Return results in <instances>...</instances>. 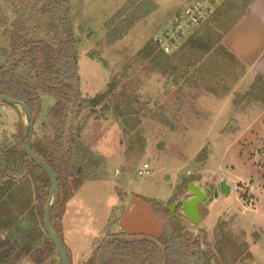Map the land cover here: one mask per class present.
<instances>
[{
    "label": "rangeland",
    "instance_id": "obj_1",
    "mask_svg": "<svg viewBox=\"0 0 264 264\" xmlns=\"http://www.w3.org/2000/svg\"><path fill=\"white\" fill-rule=\"evenodd\" d=\"M185 1L154 0L157 9L113 42L108 24L128 0H72L83 95L104 90L108 94L118 77L108 101L114 106L117 97L121 102L126 93L123 97L132 105L124 120L113 113L91 116L83 131V141L107 161L99 176L86 181L65 204L62 235L73 264L87 261L109 233L159 238L164 223L140 196L168 206L174 197L181 201L190 195L185 180L191 177L200 186L213 185L216 190L201 204L198 222L186 219L184 224L177 208L172 214L176 227H186L198 238L203 255L217 231L222 232L218 228H223L250 244L254 258L240 264H264V104L243 99L256 81V73L240 80L239 69L244 67L230 60L227 65L217 63L226 57L218 41L235 21L237 10L232 17L211 18L193 32L215 47L198 65L208 71L205 80L187 76L192 67L184 71L179 66L173 75L153 71L149 60L137 55ZM1 4L7 21L0 27L1 46L9 47L15 21L31 30L40 27L36 31L40 36L48 32L61 35L56 21L41 11L39 3L21 9L12 0H1ZM4 61L0 57V65ZM215 73L216 81L212 79ZM43 97L45 118L55 101ZM0 110L6 117L0 127L1 139L16 132L20 115L15 107L1 102ZM18 110L27 125L25 113ZM89 113L85 110L82 116ZM122 120L128 135H124ZM145 163L150 174L143 172ZM221 180L227 181L228 191L219 188Z\"/></svg>",
    "mask_w": 264,
    "mask_h": 264
},
{
    "label": "trees",
    "instance_id": "obj_2",
    "mask_svg": "<svg viewBox=\"0 0 264 264\" xmlns=\"http://www.w3.org/2000/svg\"><path fill=\"white\" fill-rule=\"evenodd\" d=\"M12 1L18 9L39 3L41 11L53 18L61 31V35L55 32L50 36L48 32L40 36L36 33L40 27L31 30L21 22L12 23L9 47L0 45V57L5 59L0 65V94L24 101L33 112L32 149L55 172L59 181V194L51 217L63 241L61 224L65 204L86 181L99 176L107 161L82 139L90 117H107L113 113L124 120L132 105L125 101L127 97L123 96L128 94L123 92L121 102L117 97L114 106L109 103V93L116 87L118 77L111 82L108 94L83 95L78 40L71 18L72 0ZM224 1L208 20L222 15L232 17L231 14L237 10L235 23L248 12L254 0H226V5ZM156 9L154 0H128L108 24L111 41L122 38ZM6 23L0 0V27ZM33 32L35 34L31 35ZM153 39L148 40L137 55L149 60L151 70H159L163 74L173 75L179 66L189 71L214 48L213 43L192 33L179 50L168 54L159 49L155 37ZM219 48L224 49L223 46ZM224 53L234 58L229 50L225 49ZM44 95L53 97L55 101L45 118L42 114ZM243 99L264 104L263 77L257 76ZM123 102L126 103L124 107ZM1 103L15 107L20 117L16 132L10 137L5 134L0 139V264H64L45 227L51 179L24 148L27 125L22 112L17 106ZM85 110L90 113L83 117ZM134 113L137 114L131 112L130 115ZM123 120L124 135H128L127 123ZM5 123L6 117L0 110V127ZM193 180L195 177L185 180L187 190ZM140 198L154 208L164 223L163 233L157 238L161 245L151 240H125L123 237L128 235L124 233H109L95 246L92 256L78 264H240L254 258L250 244L238 240L223 228H218L222 232L219 234L217 231L203 255L198 238H194L186 227H176L172 213L163 203L145 196ZM175 201L176 197L169 204ZM185 220L181 221L185 224ZM63 243L69 254L67 245ZM206 256L215 258L216 262Z\"/></svg>",
    "mask_w": 264,
    "mask_h": 264
},
{
    "label": "crops",
    "instance_id": "obj_3",
    "mask_svg": "<svg viewBox=\"0 0 264 264\" xmlns=\"http://www.w3.org/2000/svg\"><path fill=\"white\" fill-rule=\"evenodd\" d=\"M220 46L224 47V49H222L223 52H225V49L229 50L234 55V58L226 56L225 59L218 60V65H227V60H230L235 62L238 66L244 67L242 70L239 69L238 78L240 80H245L247 75L253 72L256 73L257 76L259 75L264 78V0H254L248 12L243 14L235 23L227 28L226 32L218 41V47ZM214 49L215 47L213 50ZM206 58L207 55L195 67H192L193 70L191 69L192 71L186 75L191 76L194 74V77H196V79L198 78L199 81L209 77L208 71L200 70L198 66ZM211 59L212 58H210V60ZM206 63L207 62H205V66ZM213 64L214 63H210V65ZM207 65L209 66V64ZM204 67L203 69H205ZM227 69L229 68L227 67ZM216 74L217 73H215L214 76L212 74V79L214 80L215 78V81L217 80Z\"/></svg>",
    "mask_w": 264,
    "mask_h": 264
},
{
    "label": "water",
    "instance_id": "obj_4",
    "mask_svg": "<svg viewBox=\"0 0 264 264\" xmlns=\"http://www.w3.org/2000/svg\"><path fill=\"white\" fill-rule=\"evenodd\" d=\"M106 90L102 92V94H105ZM0 102H5L10 105L17 106L19 109H21L25 113V118L27 121V132L24 140V148L28 155L41 167L43 170L49 175L51 182H52V191L50 194V197L48 199V203L45 209V227L46 230L54 242V244L57 247V250L59 254L62 257V260L64 264H72L68 251L57 233L56 229L53 226L52 223V217H51V212L55 203V200L59 194V181L58 177L55 174V172L48 166L46 162H44L36 153L33 151L31 143H32V138L34 135L35 131V120L33 116V112L31 108L22 100L12 98L10 96L0 94ZM219 188L222 191H228L229 185L226 180H221ZM188 192L191 195L190 197H187L185 199H182L181 201H177L174 203L169 204L167 209L172 213L176 214V209L181 206L180 208V214H177L178 217L182 219H189L193 222H198L201 218V210L200 206L202 203H204L205 198L207 196L206 191L204 190L203 187H201L199 184H197L195 181H191L188 184ZM212 198V197H211ZM111 239V237H109ZM125 240H151L159 245L160 242L158 241L157 238L151 237V236H146V235H128L126 237H123Z\"/></svg>",
    "mask_w": 264,
    "mask_h": 264
},
{
    "label": "built area",
    "instance_id": "obj_5",
    "mask_svg": "<svg viewBox=\"0 0 264 264\" xmlns=\"http://www.w3.org/2000/svg\"><path fill=\"white\" fill-rule=\"evenodd\" d=\"M224 0H186L155 36L159 49L171 54L179 50L188 37L208 20ZM144 168L150 174L149 164ZM142 172V171H140Z\"/></svg>",
    "mask_w": 264,
    "mask_h": 264
},
{
    "label": "flooded vegetation",
    "instance_id": "obj_6",
    "mask_svg": "<svg viewBox=\"0 0 264 264\" xmlns=\"http://www.w3.org/2000/svg\"><path fill=\"white\" fill-rule=\"evenodd\" d=\"M204 188V190L206 191V198H205V201L204 203H206L209 198L213 195L214 191L216 190V188L213 186V185H208V186H201ZM191 195H189L188 197H190ZM177 202V201H176ZM181 206L178 207V209L180 210Z\"/></svg>",
    "mask_w": 264,
    "mask_h": 264
}]
</instances>
